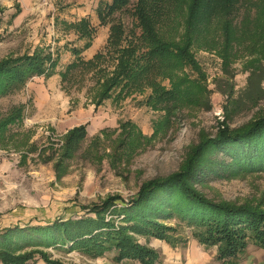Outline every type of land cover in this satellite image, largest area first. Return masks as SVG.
Returning a JSON list of instances; mask_svg holds the SVG:
<instances>
[{"label":"trees","instance_id":"1","mask_svg":"<svg viewBox=\"0 0 264 264\" xmlns=\"http://www.w3.org/2000/svg\"><path fill=\"white\" fill-rule=\"evenodd\" d=\"M242 2L245 3V11L237 20L234 14ZM129 5L140 33L123 40L121 22L106 18ZM97 12L101 22L110 24L105 48L113 58V68L107 71L106 67H100L106 53L102 49L91 59L83 60L79 56L80 50L74 48L75 60L60 72L62 82L80 66L98 74L96 96L91 99L95 107L117 88L121 91L148 86L151 93L146 102L152 109L163 110L167 114L186 106L209 109L208 89L193 45L213 32L210 45L218 50L225 62L228 50L236 52L246 39L250 44L264 47V0H101ZM87 23L81 19L73 26L90 38L91 32L84 30ZM88 44L89 41L85 43ZM261 58L264 59V53ZM57 59L58 56L52 57L40 46L32 53L0 59V95L22 89L32 76L51 75ZM187 69L195 71L197 76L190 77ZM163 80L168 81V86L162 84ZM236 101L233 100L234 103ZM23 107L18 105L0 118L1 139L5 138L9 125L22 118ZM168 120L169 115L165 114L154 122L153 136ZM119 130L116 142L125 156L134 144L152 137L143 135L130 120L121 122ZM105 132L106 129L101 130V133ZM86 134V125L81 124L63 135L53 164L57 179L65 173V161L74 155ZM218 151L230 156V160L224 163L212 159L211 155ZM214 163L227 169H264V111L239 126L231 127L222 121L214 135L201 133L178 171L144 181L129 200L112 194L83 206L82 209L88 212L76 217H58L46 223L0 228V262L32 264L29 260L39 253L46 264H64L41 250L16 253L21 246L24 248L36 242L46 247L80 250L92 258L113 251L115 262L131 259L139 264H156L159 258L157 250L140 244L133 234L170 243L171 239L166 234L170 226L160 224L156 218L159 213L170 217L171 212L163 207L169 204L183 218L204 227L195 236L198 242L216 245V258L234 264L249 241L264 248V210L213 201L197 192L193 183L205 168ZM113 214L122 216V221L132 222L118 226ZM20 240L27 244L21 245Z\"/></svg>","mask_w":264,"mask_h":264},{"label":"rangeland","instance_id":"2","mask_svg":"<svg viewBox=\"0 0 264 264\" xmlns=\"http://www.w3.org/2000/svg\"><path fill=\"white\" fill-rule=\"evenodd\" d=\"M131 5L106 18L121 22L123 40L140 33ZM244 6L243 2L239 5L234 14L235 19L241 18ZM47 11L51 9L46 10V16L49 13ZM35 22L38 25V21ZM44 24L48 26L49 22ZM104 24L110 25L109 22ZM23 30L21 27L17 31L4 33L5 40L0 43V59L8 55H21L30 49ZM213 35V32L207 33L205 38L193 45L195 58L205 77L204 84L211 102L209 109L186 106L169 111L168 114L163 110L152 109L146 102L151 93L148 86L131 90L124 88L121 91L117 88L109 98L95 107L91 99L96 96L98 74L80 66L72 70L63 82L57 80L56 89L62 95L57 107L65 112L64 116L68 114L73 123L87 121L88 134L74 155L65 161L64 176L57 180L53 160L48 158H57L62 136L46 124L25 125L23 118L9 125L5 138H0V228L46 223L58 217H76L88 212L82 209L83 206L99 202L112 194L129 200L144 181L178 171L190 147L199 141L201 133L214 135L222 121L231 127L239 126L264 111V59L261 58L264 47L250 44L247 42L249 39H246L236 52L228 50L225 62L218 50L210 45ZM54 38L60 40L59 45L64 43L63 38ZM56 45L55 42L50 44L54 49ZM102 50L106 52L105 47ZM112 59L106 52L100 67L110 71L114 63ZM186 71L190 77L197 76L191 69ZM57 72L62 70L58 69ZM162 84L168 86V81L163 80ZM45 85L48 87L50 84ZM234 99L237 100L235 103ZM21 100L25 105L24 113H33V94L18 91L6 96L0 95V117L20 105ZM53 104L56 105L55 101ZM39 113L45 114L46 111L43 109ZM165 114L169 115V120L153 136L154 122ZM127 120L136 124L143 135L152 137L134 144L128 156H125L116 140L120 131L119 124ZM40 124L43 127L38 128ZM103 129H106L105 133H101ZM31 139L33 145L25 144ZM41 149L45 151L38 155ZM211 158L224 163L230 160V156L220 151L212 154ZM193 188L213 201L264 210V169L261 168L227 169L215 163L210 164L193 183ZM163 207L171 212L170 217L167 218L166 213H159L156 218L160 224L170 226L166 229L171 239L169 244H184L196 238V234L204 228L183 218L169 204ZM112 218L118 226L132 222L122 221V216L117 217L116 214ZM133 235L143 245L152 238L142 234ZM18 242L23 246L27 244L21 240ZM32 244L24 248L21 246L16 253L41 250L51 259L64 264H112L114 261L113 251L95 259L76 249L46 247L36 242ZM252 246L254 251L262 248L249 241L244 250L246 255L251 256ZM262 254L259 256L264 258ZM29 262L46 264L39 253H35Z\"/></svg>","mask_w":264,"mask_h":264},{"label":"crops","instance_id":"3","mask_svg":"<svg viewBox=\"0 0 264 264\" xmlns=\"http://www.w3.org/2000/svg\"><path fill=\"white\" fill-rule=\"evenodd\" d=\"M100 2L101 0H0L2 8L0 12V43L5 40L3 38L5 32L17 31L23 27L25 41L27 40L30 46L27 52L32 53L36 47L40 46L45 51H49L52 57L58 56L54 72L51 75L32 76L27 80L25 86L18 90L33 94V113H24L25 105L22 104L24 101L21 100L20 105L24 106L22 118L25 125L32 123L46 124L63 137L69 129L85 124L88 134L87 121L73 123L70 116L68 114L64 116L63 113L65 112L57 107L58 102L62 100V95H60V90L56 89V81L61 80L60 72L56 73V70L61 69L64 71L66 66L75 60L74 48L80 50L79 56L83 60H89L97 51L105 47L109 35V25L106 26L105 22H101L97 12ZM49 9H51V11H47L49 16H46V10ZM81 19L88 22L84 30L91 32L90 38L86 34H81L80 30L73 26L79 23ZM35 21H38V25ZM46 21L50 25L45 26L44 22ZM50 26H53V28H50ZM55 36L63 38L62 42L64 43L59 45L61 42L59 39L56 40ZM87 41H89V44L85 45ZM53 42L57 43L55 49L50 46ZM47 83L50 84L48 87L45 85ZM54 101L56 105L53 104ZM43 109L46 113L40 114L39 112H42ZM83 116L85 117V113H83ZM41 127L43 126L40 124L38 128ZM27 143H32V139L25 144ZM32 147L34 148V146ZM44 151V149L39 150L38 155ZM55 158H48V160H53L54 164ZM63 176L64 174L57 179L55 175V178L60 180ZM146 245L157 250L159 258L156 264H228V261L216 258V245H204L195 238L189 239L184 244L173 246L165 240L152 237ZM252 247L251 256L243 252L234 264H264V258L259 256L261 253H263L262 256L264 255V249L258 248L257 251H254V246ZM257 256L260 258L257 259ZM112 264L139 263L135 260L124 259L119 263L113 261Z\"/></svg>","mask_w":264,"mask_h":264}]
</instances>
